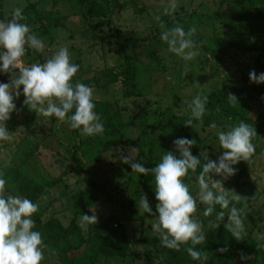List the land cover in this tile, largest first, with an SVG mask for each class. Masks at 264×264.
Returning <instances> with one entry per match:
<instances>
[{
    "label": "rangeland",
    "instance_id": "obj_1",
    "mask_svg": "<svg viewBox=\"0 0 264 264\" xmlns=\"http://www.w3.org/2000/svg\"><path fill=\"white\" fill-rule=\"evenodd\" d=\"M93 2V5H82L79 0H0V17L6 21L11 18L14 8L20 7L25 19L30 20V25L36 26V18L44 12L46 34L38 30L35 32L44 41V51L31 52L30 56L24 57V64L43 63L60 47L66 46L72 62L80 66L72 82L90 86L93 89V101L107 102L113 115L117 114L121 121V132L125 139H136L146 124L155 120H165L172 115H191L188 104L196 95L203 97L222 93L233 85L240 88L246 84H263L252 82L249 74L254 70V48L264 43V33L247 34L246 26L240 25L238 17L248 11L254 13L258 8H264V0H251L249 3L239 0H176L178 7L170 15H166L164 9L171 0ZM90 6H93L92 14L87 13ZM178 15L183 19L173 21ZM157 16L160 17L159 21L155 19ZM100 17L107 24L93 28ZM166 19L168 22L172 20L166 28L179 24L187 31L195 25V35L200 36L214 54H208L197 45L199 54L185 61L168 51L167 43L160 39L161 35L156 41L144 40L154 28L165 24ZM146 49L155 51L156 58L148 57ZM36 53L40 56L34 59ZM128 61L134 64V92L131 95H127L123 77L118 75ZM10 77L11 73L0 72V83H9ZM19 91L21 94L14 99L16 110L5 122L12 140L0 141V170L17 166L19 171L30 174L41 184L39 206L44 209L42 222L56 218L66 227L73 220L79 225L82 214L96 215L98 219L95 225L85 228L79 226L81 234L87 237L89 229L95 232L98 224L109 220V229L123 232L130 244V253L120 264H145V249L150 240L158 237L152 230L156 218H150L148 213L139 208L140 197L145 195L148 199L142 189V179L121 159V156L130 155L135 160L138 150L129 143L119 141L116 135H98L85 154L78 151L82 166L105 188L104 197L96 205L84 210L75 201L84 183L82 173L70 160L76 139L71 135L68 124L54 116L43 117L30 111L23 104L25 97L22 86ZM234 95L240 104L244 102V95ZM248 103L250 105L251 100ZM250 117L255 119L256 113L252 112ZM232 119L219 117L212 134H207L209 129L199 131L214 151L215 161L224 152L216 133L234 126ZM154 136L156 146L167 148L164 154L171 151L179 157L174 141L181 135H171L165 142L156 134ZM252 142L255 145L253 157L247 162L241 160L233 165L237 170L235 175L227 179L219 176L217 179L223 187L230 185V190L241 195L238 203L232 201L244 212V232L239 242L259 241L264 233V222L256 224L252 234L248 233L246 224L247 215L257 211L253 217L259 216L258 209L262 210L260 214L264 217V152H260L264 148V127ZM154 149L153 155L160 156L161 160L164 154H160V149ZM29 152L32 154L28 155ZM186 184L190 193L197 198V211L193 218L202 224L203 233L218 224L225 227L227 216L219 221L215 212L207 217L203 215L201 206L206 205L198 199L197 177L188 178ZM186 248V245L181 248L178 262L169 259L165 262L196 264L194 261H183ZM241 257L238 254L235 260L240 261ZM117 262L113 260L106 264H119ZM41 264H58V257L45 248Z\"/></svg>",
    "mask_w": 264,
    "mask_h": 264
},
{
    "label": "clouds",
    "instance_id": "obj_2",
    "mask_svg": "<svg viewBox=\"0 0 264 264\" xmlns=\"http://www.w3.org/2000/svg\"><path fill=\"white\" fill-rule=\"evenodd\" d=\"M177 7L176 0H171L164 12L170 15ZM24 19L22 9L16 7L11 19L0 20V72L11 73L9 83H0V141L12 140L5 122L16 110L14 99L21 94V86L25 97L23 104L30 111L43 117L54 116L67 123L70 129L81 130L87 136L102 134L104 124L94 110L93 89L78 81L72 82L80 66L72 62L66 46L60 47L43 63L27 66L23 63L22 58L28 48L37 52H43L45 48L44 41L31 31L30 26L20 22ZM155 19L159 21L160 17ZM160 26L164 29L160 39L167 43L169 52L185 61H190L199 54L193 39L197 31L195 25L190 26L187 31L179 24L171 28H165L163 23ZM249 75L252 82L264 83V73L257 76L253 70ZM227 96L231 104L238 103L234 94L229 93ZM207 103V96L196 95L191 100L188 108L192 119L184 123L185 127H192L194 119L203 123ZM209 127L216 129L217 125L212 122ZM216 135L220 147L225 150L218 161L210 160L206 151L201 152L199 157L193 156L191 148L197 141L188 138L174 141L179 157L167 151L152 168H146L130 155L121 156L123 162L131 166L132 172L143 175L152 173L154 176L157 201L155 213L145 195L140 197L139 208L157 217L152 224V230L158 234L161 246L179 251L182 245L190 242L191 246L186 248L188 255L202 264L208 259L207 253L198 251L195 246L203 244L206 235L203 233L202 224L193 218L197 211V198L190 193L183 178L188 175L189 170L195 172L198 166L202 167L197 179L199 202L207 206L203 215H212L215 206L219 205L222 210L217 214V220L222 221L225 218L223 210L229 209L232 201L238 203L241 195L234 190L225 189L220 180L212 179L210 173L225 179L235 175L237 170L232 166L241 160L249 161L255 154L252 141L258 134L256 128L240 121L227 131H217ZM201 158L204 161L202 165ZM6 185L7 181L0 178V264H41L46 245L41 233L33 230L35 222L32 219L39 205L26 197L6 191ZM242 213V208L232 206L225 225L226 230L238 241L244 232ZM97 219L96 215L82 214L79 226L85 228L87 225H95Z\"/></svg>",
    "mask_w": 264,
    "mask_h": 264
},
{
    "label": "trees",
    "instance_id": "obj_3",
    "mask_svg": "<svg viewBox=\"0 0 264 264\" xmlns=\"http://www.w3.org/2000/svg\"><path fill=\"white\" fill-rule=\"evenodd\" d=\"M82 5H93V0H79ZM243 3H249L251 0H239ZM89 3V4H88ZM93 6H90L87 12L92 14ZM87 14V15H88ZM190 15V14H189ZM185 15V16H189ZM11 18H8L9 20ZM182 16H176L173 21L182 20ZM6 20V21H7ZM46 16L42 12L41 16H38L35 20L36 26L30 25V20L24 19L20 22L26 23L30 26L32 32H41V34H46ZM165 20V28L170 25L171 21ZM240 25L246 26L247 34H262L264 33V8H258L254 13L246 12L244 15L238 17ZM107 24L103 17L94 25L93 28L101 27ZM151 31V35L144 39L149 41L158 40V36L161 35V26L154 28ZM196 44L203 47L208 54H214L213 50L207 47L200 36H194ZM255 56L253 58L252 67L256 71L257 76L260 73H264V43L256 46L254 48ZM148 57L156 58L157 53L155 51H150L146 49ZM35 53V50L28 48L27 57L30 53ZM39 54L36 53L33 56L34 59L39 58ZM134 73V64L132 61H128L124 65V69L119 72V76L123 77V83L126 89L127 95H131L134 92L132 85V78ZM244 95V102H240L235 105L231 104L228 100V94ZM208 103L206 105L207 111L203 117V123L193 120L192 127H185L184 123L188 119H192L191 115L185 114L180 116L172 115L167 117V119L155 120L142 129L140 136L136 139H125L121 132L122 124L117 114L112 113L111 108L107 106V102L95 100V111L100 115L101 121L104 124V132L102 134H97L95 136H87L82 134L81 130H71V135L76 139V145H74L71 151L70 160L74 163L75 167L82 173V181L84 183V188L76 196V203L80 204L84 210L96 205L99 199L105 192L103 183H97L94 179L93 174L85 169L78 157V151H82L85 154L88 151L89 145L93 139L98 135L105 136H118L119 141L129 143L134 148L138 150L136 157V162L142 163L146 168L155 167L157 163L160 162V156L153 155L154 148L156 147L160 154L163 155L167 148L163 145L160 147L156 146V136L161 138V141L169 139L171 135L178 136L181 138L195 139L197 144L191 148L193 156H200V153L206 151L208 153V158L215 161V153L205 142L204 137H201L199 131L205 132L207 129L210 130L207 134H212L214 131L209 125L212 122L216 123L219 117L233 118V124L236 125L240 121H244L254 128H256L257 134L260 132L262 127H264V83L260 85H243L238 88V86L233 85L229 90L222 93H211L207 95ZM251 100V104L247 102ZM252 100H254V106L252 105ZM217 109H219L217 111ZM252 112L256 113V117L251 118L250 114ZM71 114V113H70ZM258 136V135H257ZM256 136V137H257ZM84 137V138H82ZM255 137V138H256ZM254 138V139H255ZM86 145V147H85ZM85 147V148H84ZM223 150V148H222ZM158 151V152H159ZM225 151V150H223ZM264 152V148L260 151ZM147 153V156L145 154ZM32 153L29 152L28 155ZM149 154V156H148ZM28 159V158H26ZM203 158H201V165L203 164ZM202 171V167L198 166L195 172L189 170L188 175L184 177V182H187L188 178H193L194 176L198 178L199 173ZM141 177V185L143 192L148 196V201L152 207L153 213H155V206L157 201L155 199V182L152 173L143 175L138 173ZM212 179L217 180L220 175L210 173ZM0 178L7 181L6 190L18 194L22 197L30 199L34 203H38L42 195V186L35 180L30 174H24L18 170L16 167L6 168L0 170ZM232 186H225L224 188L230 190ZM235 206L232 202L229 204V209ZM207 206H201V209H205ZM237 207V206H235ZM238 208V207H237ZM229 209H224L225 216H227ZM222 209L219 205L215 206L214 212L218 214ZM204 211V210H203ZM244 213V212H243ZM257 213L255 211L252 214L246 216L247 231L249 234L253 233L256 224H261L264 222V217L261 216V209H258V217H253ZM44 216V209L39 206L36 213L33 214L32 219L35 222L34 231H39L42 235L46 249L52 252L58 257V264H106L109 261H119L117 263H122L124 258L130 253V244L127 237L123 232H118L116 230L109 229L108 221L98 224L96 226V231L92 232L90 229L87 232V237H84L80 232L79 225L73 220L68 226L64 227L60 221L56 218L48 219L42 222L41 218ZM150 218H156L155 215L148 213ZM206 235V241L203 244L196 245L195 248L198 251L206 252L208 259L204 261L203 264H264V233L260 237L259 241H237L232 234L226 230L222 225H215L210 227ZM185 245H182L183 248ZM191 246L190 242L186 247ZM181 248L179 251L170 250L161 246L159 236L150 240L149 246L144 252L145 264H169L167 259L175 260L178 262L177 258L181 254ZM220 249H227L226 251H219ZM241 254L244 259L241 258L240 261H236V255ZM183 261L191 262L194 261L196 264H202L199 260H193L189 257L188 253H184ZM194 264V263H191Z\"/></svg>",
    "mask_w": 264,
    "mask_h": 264
},
{
    "label": "built area",
    "instance_id": "obj_4",
    "mask_svg": "<svg viewBox=\"0 0 264 264\" xmlns=\"http://www.w3.org/2000/svg\"><path fill=\"white\" fill-rule=\"evenodd\" d=\"M0 20H2V19H1V17H0ZM2 21H3V20H2ZM24 57H27V50H26V54H25V56H24ZM24 57L22 58V60H23V63H25V62H24ZM16 71H18V70H16Z\"/></svg>",
    "mask_w": 264,
    "mask_h": 264
}]
</instances>
